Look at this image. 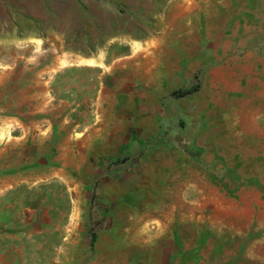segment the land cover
<instances>
[{"label": "rangeland", "instance_id": "obj_1", "mask_svg": "<svg viewBox=\"0 0 264 264\" xmlns=\"http://www.w3.org/2000/svg\"><path fill=\"white\" fill-rule=\"evenodd\" d=\"M50 1L12 6L38 47L0 52V184L20 174L0 264H144L151 232L123 205L163 170L210 193L195 264H261L216 228L264 222V0H190L185 21L184 0Z\"/></svg>", "mask_w": 264, "mask_h": 264}, {"label": "crops", "instance_id": "obj_2", "mask_svg": "<svg viewBox=\"0 0 264 264\" xmlns=\"http://www.w3.org/2000/svg\"><path fill=\"white\" fill-rule=\"evenodd\" d=\"M106 1L115 5L128 3V0ZM50 3V0H0V52H15L29 47L34 51L38 47L35 44V31L33 28L30 32L25 30L20 34L17 25L14 24L13 26L12 21L17 20V18L12 16V6ZM189 4L190 0L178 2L177 5L173 4L180 6L178 10L184 21L194 14ZM175 8L177 9L175 6L171 7V10ZM105 68L107 69V67ZM93 133L90 134V140L98 139V134L95 136L97 132L94 131ZM192 175H194L193 171L191 173H188L187 170L186 172L175 173L172 170L170 172L163 170L159 175L162 183L158 184L153 194L147 195L145 207L142 211L136 210L133 204L124 203L123 206H129L134 210L128 221L132 224L141 222L148 227L149 232L147 234L151 232L144 238V241L146 245H154V248L146 253L144 264H182V262L195 264V230H197V233L204 231L203 229L200 230L199 227L196 228V221L199 223L201 216H203L202 221H205V215L201 214L206 212L211 197L210 193L205 190L195 191L194 184H189L194 181ZM19 179L20 174H16L8 179L1 180L0 189L12 186ZM203 187L204 185L202 189ZM255 198L258 202L257 190L255 191ZM223 202H227V200L225 199ZM240 211L246 210L242 207ZM196 214H199V217L196 218ZM259 224L261 226H258ZM216 229V232L220 234L229 233V237L233 238L237 246L246 245L244 252L247 256L264 264V239L260 240L257 236L259 229H264V222L256 223L251 222L249 219L244 221L240 219L238 221L232 220L225 222L222 227L218 226ZM203 235L200 237L203 240L201 243L211 242L210 239L204 240ZM262 235L264 236V233ZM225 238L227 239L228 236ZM138 240L133 237L129 241L135 244L140 241ZM123 243L126 244L127 239H124ZM113 256L116 257L115 254ZM114 258L112 259L114 260Z\"/></svg>", "mask_w": 264, "mask_h": 264}]
</instances>
